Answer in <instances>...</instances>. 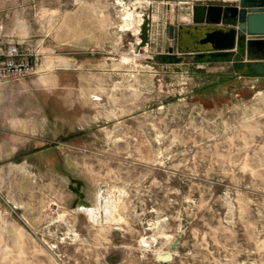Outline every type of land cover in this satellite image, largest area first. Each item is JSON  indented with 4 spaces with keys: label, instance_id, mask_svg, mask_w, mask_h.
I'll use <instances>...</instances> for the list:
<instances>
[{
    "label": "rangeland",
    "instance_id": "374dc122",
    "mask_svg": "<svg viewBox=\"0 0 264 264\" xmlns=\"http://www.w3.org/2000/svg\"><path fill=\"white\" fill-rule=\"evenodd\" d=\"M237 2L0 0L36 55L0 83V264H264V36L154 60Z\"/></svg>",
    "mask_w": 264,
    "mask_h": 264
},
{
    "label": "water",
    "instance_id": "95a60500",
    "mask_svg": "<svg viewBox=\"0 0 264 264\" xmlns=\"http://www.w3.org/2000/svg\"><path fill=\"white\" fill-rule=\"evenodd\" d=\"M239 6L233 8L235 26L181 24L178 26L177 51L169 49L166 54H157L154 60L163 64L197 63L205 65L214 58L223 60L227 54H233L238 42H246L250 37L264 36V0H238ZM216 15L211 16L212 23H218L220 6H211ZM191 56V57H189ZM248 69L255 76H264V59L249 60ZM79 205L90 206L86 200ZM164 259V257H161Z\"/></svg>",
    "mask_w": 264,
    "mask_h": 264
},
{
    "label": "built area",
    "instance_id": "2783aa9c",
    "mask_svg": "<svg viewBox=\"0 0 264 264\" xmlns=\"http://www.w3.org/2000/svg\"><path fill=\"white\" fill-rule=\"evenodd\" d=\"M36 55L23 50L4 33L0 20V83L27 77L34 72Z\"/></svg>",
    "mask_w": 264,
    "mask_h": 264
},
{
    "label": "flooded vegetation",
    "instance_id": "af4514ba",
    "mask_svg": "<svg viewBox=\"0 0 264 264\" xmlns=\"http://www.w3.org/2000/svg\"><path fill=\"white\" fill-rule=\"evenodd\" d=\"M206 6V5H205ZM237 6H239V2H237V3H235V6L234 7H237ZM205 8V7H204ZM203 12L205 13V9H203V10H199L198 11V13L196 14V16L195 17H197V18H200L202 15H203ZM235 13V11L233 10H231V11H228V10H226V9H224V11H223V17H222V19H221V21L220 22H218V23H212V22H197V23H191V24H201V25H218V26H235L236 25V20H235V18L233 17L232 18V15ZM179 26V25H178ZM178 26H177V35H178ZM244 44H245V42L243 41V42H238V46H240V45H243L244 46ZM260 47H264V43H262L261 45H260ZM252 50V49H251ZM254 52V51H253ZM166 54V53H165ZM236 55V52H234L233 54H227L225 57H224V59L223 60H220V58L219 57H216V58H214L211 62H209V63H207V64H205L204 66H209L210 64H212V63H214V62H225V61H227V60H230V58L231 57H234ZM189 57H191V56H189ZM257 60V59H256ZM240 61V60H239ZM242 62H243V60H241ZM249 62V61H248ZM193 64H195V65H197V63H193ZM246 67L248 68V63H247V65H246Z\"/></svg>",
    "mask_w": 264,
    "mask_h": 264
},
{
    "label": "trees",
    "instance_id": "16d2710c",
    "mask_svg": "<svg viewBox=\"0 0 264 264\" xmlns=\"http://www.w3.org/2000/svg\"><path fill=\"white\" fill-rule=\"evenodd\" d=\"M253 75H255L252 71H250Z\"/></svg>",
    "mask_w": 264,
    "mask_h": 264
}]
</instances>
